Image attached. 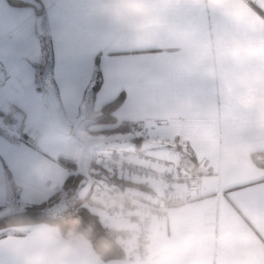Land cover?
<instances>
[{"label": "crops", "instance_id": "obj_1", "mask_svg": "<svg viewBox=\"0 0 264 264\" xmlns=\"http://www.w3.org/2000/svg\"><path fill=\"white\" fill-rule=\"evenodd\" d=\"M40 1L52 51L46 64L51 83L44 86L36 68L47 60L37 37V8L0 0V60L8 76L0 89V112L9 113L28 140L17 143L0 131V216L49 200L71 173H80L86 144L73 137L74 124L85 109L96 113L124 92L114 111L116 124L136 123L145 139L164 144L142 152L133 142L114 143L95 151L107 165L114 163L111 173L131 182L123 191L137 197L129 216L121 208L113 216L94 211L117 232L126 256L104 260L78 234L83 243L65 264H264V166L251 157L264 152V80L235 83L239 75L264 71V0H120L124 8L147 14L137 27L110 15L112 0ZM193 24L195 36L187 32ZM213 31L249 40L239 63L210 44ZM97 58L102 83L88 104ZM221 60L225 81L209 74ZM48 96L72 125L69 135L55 129ZM111 154L115 160L108 159ZM197 173L205 175L199 195L179 201L183 177ZM144 200L162 209L139 211ZM146 212L156 213L152 230L157 246L166 249L151 261L139 255L142 245L131 248L134 237L147 230L139 220ZM62 238L51 224L15 226L0 238V264H56L48 252Z\"/></svg>", "mask_w": 264, "mask_h": 264}, {"label": "trees", "instance_id": "obj_2", "mask_svg": "<svg viewBox=\"0 0 264 264\" xmlns=\"http://www.w3.org/2000/svg\"><path fill=\"white\" fill-rule=\"evenodd\" d=\"M9 1L12 3L28 4L23 1ZM36 1L40 2L42 5V8L40 10L37 9V14L38 16L42 15L43 17V27L46 18L44 6L40 0ZM43 35L47 36L45 32L43 33ZM42 47H44L42 49H45L46 55L51 58L52 51L49 36L46 37V41L44 40ZM101 83L102 74L99 68V59L97 58L95 63V79L90 88L91 99L95 98V95L100 88ZM124 97V92H121L115 98L103 104L94 121L100 124H115L116 119L114 116V111L123 102ZM6 115L8 119L13 121L9 113H7ZM132 126L133 123L124 121L119 124H115L114 126H109L95 132H97L98 134L104 133L106 135L112 133L127 134L128 132L130 133L133 129ZM132 139L136 147L140 148L141 141L145 139V136L139 134L137 136H134ZM251 157L256 165L264 166V152L255 151L252 153ZM63 160L69 167L73 169H76L78 167L77 163H75L71 159ZM91 170L93 171L94 176H102L103 169L100 167V165H97V163H95L94 159L92 161V167L90 168L89 173ZM84 178L85 175L78 172H73L68 176L62 190L67 197V202L69 205L59 212H53V205L56 202V197L60 195L62 190L56 192L47 201L36 204H27L20 210L1 215L0 238L2 236H5L8 232H6V230L11 227L47 223L56 226L63 237L69 232V230L76 234L84 236L92 244L97 254L104 260L124 258L126 256L125 246L119 242L117 238V232L104 225L102 223L100 215L89 208L87 204L89 194H86L82 197L79 196L78 192L83 185ZM108 179L109 181H112V183H118L121 187H124L126 184L131 183L130 181L117 178L116 174L114 173H110ZM8 180L12 195H16L17 189L10 175ZM132 184L136 185V183Z\"/></svg>", "mask_w": 264, "mask_h": 264}, {"label": "clouds", "instance_id": "obj_3", "mask_svg": "<svg viewBox=\"0 0 264 264\" xmlns=\"http://www.w3.org/2000/svg\"><path fill=\"white\" fill-rule=\"evenodd\" d=\"M113 7L110 10V15L120 23L131 25L134 27L143 26V22L147 19V14L139 8L135 10L124 8L120 5V0H112ZM189 35L195 36L198 33L197 26L190 25L187 29ZM210 44L221 54L227 53V60L232 63H239L242 59V52L249 43V40L241 35L234 34L228 31H213L209 36ZM223 60L215 66H210L209 74L218 80L225 81L228 79V73L222 66ZM264 80V71L256 70L252 73H244L235 77V83L238 86H248ZM173 194H169L172 198ZM136 194H116L114 196L105 197L104 203L115 208H124L133 203L136 199ZM164 214L160 213V221L162 222ZM156 213L146 212L139 220L147 229L141 238V251L146 260L151 261L156 257H163L165 247L157 246V232L152 230V224L156 221ZM135 224V222H133ZM136 234L133 233V237ZM83 243L81 237L69 230L62 238L54 242L52 248L48 252V257L56 262V264H65L70 256L74 246Z\"/></svg>", "mask_w": 264, "mask_h": 264}, {"label": "rangeland", "instance_id": "obj_4", "mask_svg": "<svg viewBox=\"0 0 264 264\" xmlns=\"http://www.w3.org/2000/svg\"><path fill=\"white\" fill-rule=\"evenodd\" d=\"M37 37H40V43L41 46L43 45L44 40L46 41V37L45 35H40L37 34ZM44 48V47H42ZM43 53H44V57H47V60L44 58L42 60V62L40 63L39 66H37L36 64V68H38V74L37 75H41V77L39 78L40 81L44 80V83L40 82L41 86L45 85V82L47 83H51V76H50V67L48 64V67L46 66L47 63H50L51 58H49L46 55V51L45 49H43ZM50 59V60H49ZM41 68V69H40ZM36 82L37 78H36ZM92 101L91 97H90V90H89V100H88V104ZM100 111L98 112H94L92 109L91 110H87L85 109L84 111V115L78 119V121L74 124V130L72 132L73 137L77 138L78 140H80L82 143L86 144L91 150L92 152H94V160L95 163H97V165H103V167H106V169H103L102 172V176L101 177H96L93 174V171L91 170L89 173L90 177H86L84 178L83 181V185L81 186L78 194L80 197L84 196V195H88L89 197L87 199V204L89 206V208L92 211L95 210H99V212H101L102 210H105L107 214H109L110 216H113V211L116 210L115 207L109 206L107 203H104V198L105 197H110V196H114L116 195L115 192L119 191L120 189H122V187L118 184V183H112V181H109L108 177L110 175V166L106 164V161H104V156L102 154H98L96 149H101L104 148L106 146H112L114 145V143L118 146H121L123 144L128 145L129 142H133L132 144H134L133 141V137L137 136L138 134H142V128L140 129V127L138 126V124L133 123V129L131 130V132L127 133V135H129V138L125 141L123 139V135L125 134H109V135H104V134H100L98 135L97 132L98 130H95L96 128H101V127H109V126H114L115 124H100L94 121V119L96 118V116L98 115ZM141 131V132H140ZM113 135L112 137L109 138V136ZM115 135V136H114ZM117 137V138H115ZM136 150V149H135ZM114 165V163H113ZM112 165V167H113ZM99 169V168H97ZM115 174V173H114ZM120 179V178H119ZM113 184V185H112ZM68 202H67V197L64 193V191L62 190V192L60 193V195L58 197H56V202L53 205V212H59L63 209H65L68 206ZM104 208V209H103ZM13 229V227L9 228L7 231ZM126 232V231H124ZM141 237L137 238L134 237V241L131 246V248L133 250H135V246H140L141 245ZM137 242V243H136ZM134 251H132L133 253ZM138 253V252H137ZM140 255V254H139Z\"/></svg>", "mask_w": 264, "mask_h": 264}, {"label": "built area", "instance_id": "obj_5", "mask_svg": "<svg viewBox=\"0 0 264 264\" xmlns=\"http://www.w3.org/2000/svg\"><path fill=\"white\" fill-rule=\"evenodd\" d=\"M7 80H8V76L5 72L4 64L0 60V89L6 85ZM5 114H7V113H5ZM0 131L9 132L13 136L14 141H16L17 143L28 142L27 138L23 135L22 131L17 126V124L14 121L8 119L7 115H5L4 118L0 119ZM107 157H108V159H111V160L116 159V156L113 154L108 155ZM85 176L90 177L89 173ZM204 176H205L204 173L185 175L183 177V179H184L183 195L181 197H179L178 200L182 202V201L191 200V199H194L195 197H197L200 193L201 188H202V181L204 179ZM171 191L172 190L170 187L169 190L167 191V193H171ZM115 194H126V192L120 189L119 191L115 192ZM137 205H138L137 208L141 209V210L139 209V211H146V210H153V209L154 210H161L162 209V206H157L156 204H153L147 200H144ZM121 211L123 212V214H126L127 216H129L130 212H131L130 208L128 206L121 208ZM139 254H140V256H144L143 252L141 251V248L139 250Z\"/></svg>", "mask_w": 264, "mask_h": 264}, {"label": "water", "instance_id": "obj_6", "mask_svg": "<svg viewBox=\"0 0 264 264\" xmlns=\"http://www.w3.org/2000/svg\"><path fill=\"white\" fill-rule=\"evenodd\" d=\"M21 1L33 5L38 10L42 8L41 3L36 0H21ZM42 21H43V17L42 15H39L37 19V23H36V29L39 34L44 33V30L42 27ZM47 103H48V109H49L55 129L63 134L69 135L72 132L73 127L71 124L66 122V120L60 113L52 96H48ZM163 145H164L163 143H160L157 141L143 139L140 144V151L143 152V151L151 150L154 148L161 147ZM91 162H92V150L87 145H85L83 153H82V157L79 163L81 174L87 175L89 173Z\"/></svg>", "mask_w": 264, "mask_h": 264}, {"label": "snow or ice", "instance_id": "obj_7", "mask_svg": "<svg viewBox=\"0 0 264 264\" xmlns=\"http://www.w3.org/2000/svg\"><path fill=\"white\" fill-rule=\"evenodd\" d=\"M5 113H3V112H0V119H2V118H4L5 117Z\"/></svg>", "mask_w": 264, "mask_h": 264}]
</instances>
